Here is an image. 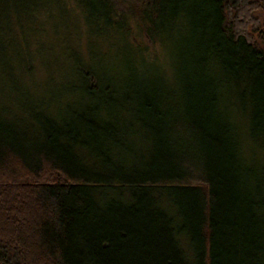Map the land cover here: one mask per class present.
<instances>
[{
  "label": "trees",
  "instance_id": "16d2710c",
  "mask_svg": "<svg viewBox=\"0 0 264 264\" xmlns=\"http://www.w3.org/2000/svg\"><path fill=\"white\" fill-rule=\"evenodd\" d=\"M264 0H0V264H264Z\"/></svg>",
  "mask_w": 264,
  "mask_h": 264
},
{
  "label": "rangeland",
  "instance_id": "374dc122",
  "mask_svg": "<svg viewBox=\"0 0 264 264\" xmlns=\"http://www.w3.org/2000/svg\"><path fill=\"white\" fill-rule=\"evenodd\" d=\"M257 16H264L263 13L256 14ZM264 20V17L262 18ZM264 22V21H263Z\"/></svg>",
  "mask_w": 264,
  "mask_h": 264
}]
</instances>
